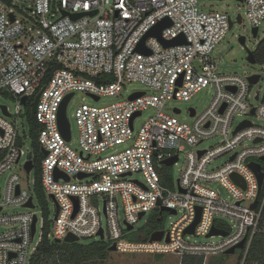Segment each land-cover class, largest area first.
<instances>
[{
	"label": "built area",
	"instance_id": "built-area-1",
	"mask_svg": "<svg viewBox=\"0 0 264 264\" xmlns=\"http://www.w3.org/2000/svg\"><path fill=\"white\" fill-rule=\"evenodd\" d=\"M234 1L244 7L251 34L257 30L256 39L264 24V0ZM73 15L82 16L73 20ZM164 19L170 26L162 30L161 39L183 37L184 44L165 48L158 39L147 37L148 54L137 51L145 35ZM242 22L240 14L232 19L224 12L205 10L199 0H0V94H8L15 103L12 111L4 106L6 113L0 107V177L10 172L4 192L0 189V212L5 206L29 210L0 217V225L8 227L0 233V264H31L43 239L63 242L68 235L78 242L115 245L121 253L173 254L181 260L235 248L241 251L237 264H264V176L259 188L248 166L260 164L264 174V96H251L260 75L220 73L212 57L226 33ZM249 52L254 63L264 59V40ZM103 76L111 81L99 80ZM252 76H258L256 83H250ZM128 83L139 84L145 91L134 92L124 101L97 104L101 98L119 96ZM207 87L215 95L200 115L189 109V114L194 110L191 123L177 118L178 108L173 114L163 111L168 101H189ZM76 92H83L95 104L75 109L78 138L73 146L71 135L69 140L62 135L58 118L64 99L72 94L68 106ZM135 93L142 95L130 100ZM22 98H26L24 104ZM28 108L41 126L36 138L41 154L36 168L41 199L47 197L55 204L54 220L41 219L36 241L38 217L33 210L34 200L39 199L35 179L32 188H23L12 172L24 156L23 172L34 171L35 155L24 152L27 137L20 130L26 126L31 144ZM146 110L153 113L135 131V121ZM248 116L262 125H255ZM236 117L246 118L234 125ZM245 122L249 126L237 130ZM212 137L221 138L218 146L198 148ZM186 146L196 149L187 151ZM184 153L186 163L178 178L172 179L171 187L164 185L161 174L166 166L162 162L176 157L173 167ZM221 157H226V163L209 170ZM28 161L33 164L29 173L25 169ZM135 174L141 179L132 178ZM29 200L32 207L25 206ZM161 207L174 211L168 212L169 217L183 215L167 231L150 233L161 231L160 240L150 241V236L139 242L125 240L141 235L135 225L147 214L160 218L161 223L166 212L159 215ZM199 210L193 234H184ZM213 228L226 233L210 236L220 237L219 244L187 241L192 236L208 237ZM258 236L263 252L253 249ZM241 242L242 248H237Z\"/></svg>",
	"mask_w": 264,
	"mask_h": 264
},
{
	"label": "rangeland",
	"instance_id": "rangeland-1",
	"mask_svg": "<svg viewBox=\"0 0 264 264\" xmlns=\"http://www.w3.org/2000/svg\"><path fill=\"white\" fill-rule=\"evenodd\" d=\"M199 4L205 9V10H212V11H221L224 13H227L229 16H231L232 19H235V15L240 14L243 18V22L240 24L234 25L223 37L219 45L215 48L212 57L216 60L218 71L220 73L224 74H243L246 73L247 75H253V74H259L260 80L258 83L253 85L251 89V96L253 97L256 93H259L260 96H264V59H258L256 63L252 64L248 62L247 60V53L248 51H253L256 45V42L264 40V24L261 27L258 37L256 39L253 38L251 34V27L249 26V23L245 19V9L244 7L235 2L234 0H222V1H215V0H199ZM245 38L244 44L239 42L240 37ZM139 91H145L144 87L136 84V83H128L125 84L123 87L121 93L117 97H111V98H101L98 105H108L114 102L118 101H124L128 98V96L134 92ZM215 95L214 89L212 87H207L203 89L202 91L195 94L189 101L183 102V101H168L165 104V107L163 111L168 114H173V109L178 108L181 110V113L179 115H176L177 118L183 122L191 123L189 109L193 108L196 110L197 114L200 115L203 113L207 107L209 106V103L212 101L213 97ZM251 102L253 100L251 99ZM82 104H88L93 105L95 104L94 101L84 94L83 92H76L68 104L66 108V116L68 119V122L70 124V135L72 139V145L74 146L76 144L77 138H78V130L75 126V120L73 118V114L76 108H78ZM6 106L11 111L15 107V103L13 99L8 94H0V107ZM152 110H146L142 113L141 117H139L134 124L135 131H138L141 127V125L146 121V119L152 114ZM0 114H1V108H0ZM246 117H236L234 119V125L240 122L241 120L245 119ZM247 119L252 121L255 125L260 126L262 123L254 116H248ZM21 133L24 131L26 134V143L23 146V150L25 153H32L35 155V158L37 160V166L40 160V155H37L33 152V148L31 144L29 143V139L27 136V128L24 126V128H20ZM221 138L220 137H212L208 140H206L203 144H201L198 148L204 149V148H210V147H216L219 145ZM246 146H250L251 143L245 142ZM187 151L195 150L196 148H189L186 146ZM26 161V156H24L20 164L15 166L13 168L14 173H16L20 180L22 181V186H28L29 188H32L31 182L35 178V171H32L28 175H26L22 170V165ZM227 159L226 157H221L216 160H214L209 165L210 169H216L222 167L226 163ZM186 159H185V153L180 155L178 163L175 166L171 167H164V170H166L167 174L171 176L173 180H176L179 176V171L185 166ZM10 172L4 173L0 177V189L3 193L5 190L6 181L8 179ZM134 179H141V176L138 174H135L132 176ZM35 209L33 212L38 217V223H37V232L35 235L34 241L38 239L39 233H40V221L43 219L45 222L53 221L55 217V204L54 202L44 197L40 200L35 199ZM98 209L102 211V201L99 200ZM29 210L18 207V206H5L4 209L0 212V217H9V216H17L21 214L28 213ZM183 215V212L178 213L177 215H174L172 217H169V213H164V220L158 224L157 230H163L167 231L170 228V223L176 222L181 216ZM123 215L120 214V218H122ZM150 217L147 214L143 219L138 221L135 225V229H140L142 237L138 236L136 237H129L125 238L126 241L131 242H139L144 241L145 237H149L150 233L153 232L155 229H153L152 224L149 222ZM101 222L102 225L106 226V219L104 215L101 213ZM224 224H228L227 220L223 221ZM8 230V227L6 225H0V233H3ZM220 237H204V236H192L188 238V242L192 244H198V245H217L221 242ZM78 244L85 245L89 243V240L81 239ZM65 245V243H62ZM67 246V245H65ZM64 251V250H62ZM240 250H236L233 254H226V253H219L216 255H207L203 257L202 264H237V261L240 257ZM157 256H160L159 259H156ZM199 257V256H198ZM202 257V256H200ZM104 264H183V259L181 260L178 256H175L173 254H142V253H121L118 251L115 252H109L108 256L104 262Z\"/></svg>",
	"mask_w": 264,
	"mask_h": 264
},
{
	"label": "trees",
	"instance_id": "trees-1",
	"mask_svg": "<svg viewBox=\"0 0 264 264\" xmlns=\"http://www.w3.org/2000/svg\"><path fill=\"white\" fill-rule=\"evenodd\" d=\"M110 80V77L103 76L99 78V80ZM27 121L29 123V137L31 141V146L35 152V154L40 155L38 152V145H37V132L41 129V126L38 125L33 118V115L30 113L29 108L27 109ZM34 161V171L36 172L35 176V187L34 191L37 196V198L41 199V190L39 186L38 181V171H37V160L36 158ZM263 171H264V165H263ZM162 180L163 184L171 187L172 185V178L169 176L164 170L162 169ZM152 224L153 229L157 230L158 222L156 216H152L149 221ZM261 222L264 224V207L261 215ZM154 230V231H155ZM140 230V234H141ZM143 232V231H142ZM142 235L138 236L136 239H140ZM130 237H136V236H130ZM129 238V237H128ZM147 239V237L144 238V240ZM63 242L57 244L52 241H48L47 239H43L41 243L39 244L36 253L33 255L31 264H104L107 256H108V248L109 245L106 242L101 241H92L88 244L81 245L78 243H71L65 245L62 244ZM260 243H262L261 236H258L255 238L254 242V251L258 250L260 252H263L260 248ZM259 248V249H258ZM64 250V251H62ZM254 254V253H253ZM251 257H253L251 255ZM160 256H157L156 259H159ZM203 257H185L183 259V264H202Z\"/></svg>",
	"mask_w": 264,
	"mask_h": 264
},
{
	"label": "water",
	"instance_id": "water-1",
	"mask_svg": "<svg viewBox=\"0 0 264 264\" xmlns=\"http://www.w3.org/2000/svg\"><path fill=\"white\" fill-rule=\"evenodd\" d=\"M63 15H65V13H63ZM81 16H82V15H73V16H71V18H72L73 20H75V19L80 18ZM10 18H11V21H13V18H12L11 15H10ZM238 22H240V19H239V18H238ZM168 26H170V22H169L168 19H164V20H162L160 23H158V25H156V26H155V27H154L149 33H147V34L145 35V37L142 39L141 43L138 45V47H137V51H139V52H141V53H144V54H148V51H147L146 48L144 47V41H145V39H146L147 37H154V38L158 39V40L162 43L163 47H165V48H167V47H171V46L180 45V44H184L185 40H184L183 37H178V38L173 39V40H171V41H163V40L161 39V32H162V30H163L164 28L168 27ZM231 27H232V25L230 24V28H231ZM256 32H257V30H256V28H254V29L252 30V35H253V37L256 36ZM244 41H245V38L241 36V37L239 38V42L242 43V44H244ZM247 60H248L250 63H254V57H253V55H252L250 52L248 53ZM249 81H250V83H256V82L258 81V76H252V77H250ZM141 95H142V93H135V94L131 95V96L129 97V99H130V100H133V99H135V98H137V97H139V96H141ZM39 96H40V94H38V95L35 97V99H34V101H33V103H32V108H31L32 113H34L35 110H36V104H37V101H38ZM71 97H72V94L68 95V96L64 99V101H63V103H62V105H61V108H60L59 118H58L59 129H60L62 135L64 136V138H65L66 140H69V139H70V124H69L68 119H67V116H66V106H67V103H68V101L70 100ZM93 98H94L95 101L98 100L97 97H93ZM21 102L24 104V103L26 102V98H22V99H21ZM1 108H2L3 112L6 113V112H5V107H4V106H1ZM174 112H175L176 114H178V113H179V110H175ZM252 112H253V111H252ZM193 115H194V110L191 109V110H190V116H193ZM135 116H136V115H134V116L131 118V122H132V120L134 119ZM248 126H249V123H248V122L242 123V124L240 125V127H238L237 130L242 129V128H245V127H248ZM199 154L201 155L202 153L200 152ZM176 160H177V158H176V157H173V158H171V159H167V160L163 161L162 164L165 165L166 167H171V166L176 162ZM261 160L264 161V157H263ZM248 166H249V167L254 171V173L256 174L257 179H258L259 188H261L264 174H263V172L261 171V166H260V164H257V163L252 162V163H249ZM32 168H33V164H32V162H31V161H28V162L26 163V165H25L26 172L29 173V172L32 170ZM85 176H86V175H80V178H83V177H85ZM58 178H59V174H56L55 179L57 180ZM231 178H232V180H233L236 184L243 186L242 183H241L240 178H238L236 175H232ZM66 180H68V179H66ZM25 206H26V207H32L31 201L29 200V202H28ZM254 206H255V203L252 205V208H254ZM163 211H166V212H169V213H171V214H174V211L169 210V209H166V208H164V207H161V208H160L159 215H161ZM75 212H76V211H75ZM142 216H143V214H140V215H139V218H141ZM199 217H200V210L198 211V214H197V218H196V220L194 221V223H193L188 229H186V230L184 231V234H193V232H194V228H195V225H196V224L198 223V221H199ZM35 221H36V220L34 219V220H33V223H32V227H31V229H32V235L34 234ZM160 221H161V219L158 218V219H157V222L160 223ZM131 229H132V227H131V226H128V230H131ZM99 235H100V237H101V239H102V232H99ZM162 235H163V233H162L161 231L154 232V233H152L151 236H150V241L160 240V239L162 238ZM213 235H226V233L221 232V231H218V230H216V229L213 228L212 231L210 232V234L208 235V237L213 236ZM63 242H64V243H67V244L77 243V242H78V239H77L76 237H74V236L68 235V236L63 240ZM54 243L59 244V243H61V241H60V240H54ZM242 246H243V242H241V243L237 246V248H242ZM108 251H109V252H115V251H116L115 245H111V246L108 248ZM234 251H235V248H231V249L227 250L225 253H226V254H233Z\"/></svg>",
	"mask_w": 264,
	"mask_h": 264
}]
</instances>
